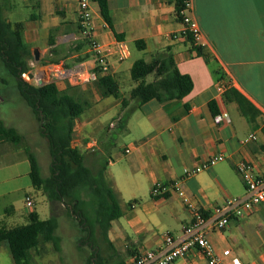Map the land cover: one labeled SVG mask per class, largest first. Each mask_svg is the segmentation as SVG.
Listing matches in <instances>:
<instances>
[{
	"label": "crops",
	"instance_id": "obj_1",
	"mask_svg": "<svg viewBox=\"0 0 264 264\" xmlns=\"http://www.w3.org/2000/svg\"><path fill=\"white\" fill-rule=\"evenodd\" d=\"M179 2L108 0L109 25L98 2L90 0L95 37L104 46L110 70L86 82L81 76L93 72L96 63L82 31L79 0H0L7 21L24 26L23 40L33 54L30 83L54 82L60 91L88 104L76 120L73 146L82 153L90 150L97 157L107 158L106 177L123 211L112 222L108 238L126 264L135 254L161 248L165 233L181 236L192 220V208L177 193L154 198L155 184L179 181L193 208L209 216L227 199L246 195L244 180L236 169L238 162L249 161L255 173L264 176V0H193L194 17L206 43L203 55L191 41L178 36L183 30L177 15ZM121 45L129 52L123 59ZM162 53L173 54L180 72L192 78V92L182 99L144 103L120 132L117 123L125 110L122 100L129 98L135 86L131 77L134 62L143 59L141 55L149 56L150 62ZM54 65H62L67 75H55ZM104 76L116 80L118 98L107 95L100 83ZM221 80L232 83L223 95L216 91ZM16 97L25 102L14 79H1L0 120L17 129L25 140L26 127L39 122L32 111L24 119L16 117L19 107L11 106ZM7 105L10 115L4 111ZM224 111L230 122L217 124L216 116ZM107 116L110 119L106 123ZM98 133L102 135L98 137ZM121 134L128 142L110 155L108 149L115 145V135ZM127 148L131 149L129 154ZM219 154L224 160L186 176L188 170ZM32 189L25 147L0 137V226L26 225L32 212L39 214ZM28 198L32 207L27 205ZM20 220L26 223H10ZM208 239L218 255L231 250L226 263L238 258L243 264H264V205L250 216L232 219L224 231L209 232ZM44 245L49 247V243ZM32 253L34 260L39 251ZM173 264L208 262L192 251Z\"/></svg>",
	"mask_w": 264,
	"mask_h": 264
},
{
	"label": "trees",
	"instance_id": "obj_2",
	"mask_svg": "<svg viewBox=\"0 0 264 264\" xmlns=\"http://www.w3.org/2000/svg\"><path fill=\"white\" fill-rule=\"evenodd\" d=\"M94 1L99 4L102 17L111 25L108 0ZM181 3L182 0L179 7ZM23 30L22 24L7 21L0 3V60L9 76L16 81L19 94L38 120L41 135L48 141L51 175L43 176L38 159L24 144L22 134L2 120L0 137L14 146L25 147L34 189L43 191L52 208L65 206L75 219L84 234L79 244L87 245L92 251L87 264H126L108 238L112 222L120 218L123 211L118 195L106 177L107 158L97 157V153L88 158L73 146L76 120L88 104L60 91L54 82L39 86L23 80L22 74L30 71L29 62L33 58L23 40ZM50 42H53L52 38ZM195 49L203 55L202 47ZM131 77L135 86L129 98L122 100L125 110L117 123L120 132L126 129L131 114L144 103L182 99L194 88L192 78L180 72L171 53L158 54L150 62L136 60L131 68ZM100 83L108 96L119 97L120 88L114 77L104 76ZM58 229L56 216L42 220L37 212H32L26 225L0 226V247L3 244L8 247L15 264H32V252L39 251L44 244L50 243L56 252L61 251ZM103 244L108 257L103 256Z\"/></svg>",
	"mask_w": 264,
	"mask_h": 264
},
{
	"label": "built area",
	"instance_id": "obj_3",
	"mask_svg": "<svg viewBox=\"0 0 264 264\" xmlns=\"http://www.w3.org/2000/svg\"><path fill=\"white\" fill-rule=\"evenodd\" d=\"M193 9V0H182L177 15L183 24V30L178 36L191 41L195 47L203 48L206 43L200 25L194 17ZM79 15L83 24V34L91 45L96 63V69L88 75L81 76V79L86 82L95 81L99 75L108 73L110 66L104 46L95 37L90 0H79ZM120 50L122 52L121 59L128 56L129 52L125 45H121ZM52 71L57 76L67 75L62 65H54ZM22 78L26 82H31V76L28 72L23 73ZM231 87L232 83L229 80H221L216 84V91L223 95ZM215 121L217 124L230 122V116L224 111L216 116ZM251 138L255 139V136H251ZM125 152L129 154L131 149L127 148ZM222 160H224V155L222 154L213 156L195 168L188 170L186 176L190 177L207 170ZM236 169L244 180L246 195L227 199L224 204L215 206L209 216L204 211L193 208L185 197L179 181L169 184H155L152 189L154 198H164L170 192L177 193L192 208V220L184 227L181 236L165 233L164 243L161 248L144 250L134 256L129 264H173L178 259L186 257L192 251L202 254L208 264H243L238 258H233L230 263H226L224 259L230 258L231 250L226 249L221 255H218L208 239L209 232L224 231L232 219H242L250 216L258 206L264 205V176L257 175L254 171V166L249 161L242 160L238 162ZM27 205L28 207L33 206L31 198L27 199Z\"/></svg>",
	"mask_w": 264,
	"mask_h": 264
},
{
	"label": "rangeland",
	"instance_id": "obj_4",
	"mask_svg": "<svg viewBox=\"0 0 264 264\" xmlns=\"http://www.w3.org/2000/svg\"><path fill=\"white\" fill-rule=\"evenodd\" d=\"M137 53V51H135ZM141 58L149 61V56H140ZM10 77L8 71L4 67L3 63L0 60V87L1 79ZM16 96V95H14ZM14 107H19V110L16 112L17 118L24 119L26 114L31 112V109L25 105V102L20 98H14L12 105ZM21 107V108H20ZM10 106H4V111L10 115ZM112 113H116V109ZM30 114V113H29ZM110 117L105 118L106 123L109 121ZM38 121V120H37ZM108 129H111L108 127ZM26 135L24 144L32 149L33 153L36 155L43 176L48 177L51 175V156L49 153V145L46 138H44L41 133H39V123L35 122L33 126L26 127ZM102 135L98 133V137ZM74 139H77V136L74 135ZM115 145H112L108 149L110 155H114L119 152L121 147L128 142V139L125 134L119 136L115 135ZM86 156H94L96 152L87 150L83 152ZM89 158V157H88ZM89 160V159H88ZM36 201V210L39 212L42 219H48L52 216H56L59 220V229L57 234L61 237V251L56 252L53 248V245L49 243V247L42 245L39 254L34 256L32 264H87V260L91 257L90 247L82 246L79 244V240L82 235L81 228L75 221L73 217L69 214L68 209L62 205H56L55 208H52L50 201L47 199L46 195L41 190L32 189L30 190ZM13 225H20L26 223V220H20L19 222L12 223ZM103 256L108 257V252L106 246L103 244ZM47 255V256H46ZM44 257H48L49 260L43 261ZM0 264H15L11 253L8 247L3 244L0 247Z\"/></svg>",
	"mask_w": 264,
	"mask_h": 264
},
{
	"label": "water",
	"instance_id": "obj_5",
	"mask_svg": "<svg viewBox=\"0 0 264 264\" xmlns=\"http://www.w3.org/2000/svg\"><path fill=\"white\" fill-rule=\"evenodd\" d=\"M35 59H36V60H38V59H39V56H38V54H35ZM39 85H40V86H43L44 84H41V83H40Z\"/></svg>",
	"mask_w": 264,
	"mask_h": 264
}]
</instances>
